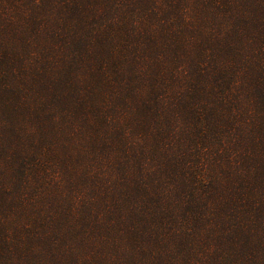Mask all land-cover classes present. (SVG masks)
Masks as SVG:
<instances>
[{"label":"trees","instance_id":"16d2710c","mask_svg":"<svg viewBox=\"0 0 264 264\" xmlns=\"http://www.w3.org/2000/svg\"><path fill=\"white\" fill-rule=\"evenodd\" d=\"M0 264H264V0H0Z\"/></svg>","mask_w":264,"mask_h":264}]
</instances>
